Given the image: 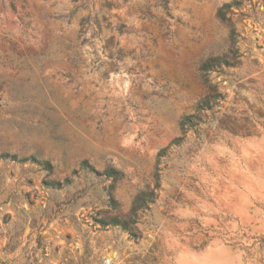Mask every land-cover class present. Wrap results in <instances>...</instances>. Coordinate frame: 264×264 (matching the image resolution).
I'll list each match as a JSON object with an SVG mask.
<instances>
[{
    "label": "rangeland",
    "instance_id": "rangeland-1",
    "mask_svg": "<svg viewBox=\"0 0 264 264\" xmlns=\"http://www.w3.org/2000/svg\"><path fill=\"white\" fill-rule=\"evenodd\" d=\"M230 1L0 0V264H264V1Z\"/></svg>",
    "mask_w": 264,
    "mask_h": 264
},
{
    "label": "trees",
    "instance_id": "trees-1",
    "mask_svg": "<svg viewBox=\"0 0 264 264\" xmlns=\"http://www.w3.org/2000/svg\"><path fill=\"white\" fill-rule=\"evenodd\" d=\"M264 1V0H263ZM239 3L238 0H232L230 2H227V3H224L220 6V8L218 9V16L221 18V19H224V20H229L230 19V16L229 14L232 13L231 11V8L233 6H236L237 4ZM216 61H220L221 59L219 57H217L215 59ZM227 62V61H224V63ZM209 63L208 62H203L201 65H200V71L204 74L208 69H209ZM189 117H185L181 124L182 125H185L187 124V120H188ZM7 154H4L3 156H5ZM13 157L15 158V155H13ZM42 165H43V168L44 169H47V170H50L51 169V165L48 161H39ZM80 167L84 170H86L87 172H90V173H94L96 175H104L105 177H111L113 179H117L121 173L119 170L115 169L114 167H106L105 169L103 170H98L94 167V165L90 164L88 162L87 159H83L81 162H80ZM110 224H120L122 227L126 228V222L125 221H122L120 220L119 218L117 217H114L112 218L110 221H109Z\"/></svg>",
    "mask_w": 264,
    "mask_h": 264
}]
</instances>
